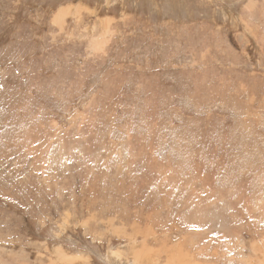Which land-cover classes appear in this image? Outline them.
<instances>
[{"label":"rangeland","instance_id":"1","mask_svg":"<svg viewBox=\"0 0 264 264\" xmlns=\"http://www.w3.org/2000/svg\"><path fill=\"white\" fill-rule=\"evenodd\" d=\"M0 264H264V0H0Z\"/></svg>","mask_w":264,"mask_h":264},{"label":"bare ground","instance_id":"2","mask_svg":"<svg viewBox=\"0 0 264 264\" xmlns=\"http://www.w3.org/2000/svg\"><path fill=\"white\" fill-rule=\"evenodd\" d=\"M131 243V242H130ZM149 254V253H148ZM111 256V255H110ZM181 256V255H180ZM175 257V256H174Z\"/></svg>","mask_w":264,"mask_h":264}]
</instances>
